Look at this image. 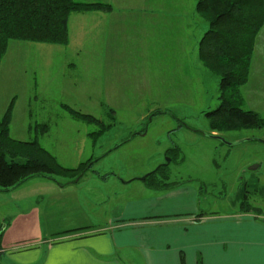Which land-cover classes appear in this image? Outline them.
I'll list each match as a JSON object with an SVG mask.
<instances>
[{"label":"rangeland","instance_id":"rangeland-1","mask_svg":"<svg viewBox=\"0 0 264 264\" xmlns=\"http://www.w3.org/2000/svg\"><path fill=\"white\" fill-rule=\"evenodd\" d=\"M96 27L104 30L98 23L88 31L98 32ZM205 29L195 27L193 81L183 73L181 59L167 55L156 62L133 49L130 59L109 61L92 33L82 47L76 37L69 46L9 43L0 67V121L13 103V139L38 142L66 169L91 168L74 179L58 178L67 183L63 187L36 178L0 192L2 247L112 229L129 199L156 193L146 180L160 167L169 178L162 179L165 187L190 186L198 193L196 219L243 213L264 224V128L211 132L207 114L221 105L220 82L199 61ZM260 34L240 108L264 120V28ZM111 63L129 68L111 73L115 82L109 86ZM68 109L94 120L75 119ZM205 134H218L233 146ZM126 264L138 261L132 254Z\"/></svg>","mask_w":264,"mask_h":264},{"label":"crops","instance_id":"crops-1","mask_svg":"<svg viewBox=\"0 0 264 264\" xmlns=\"http://www.w3.org/2000/svg\"><path fill=\"white\" fill-rule=\"evenodd\" d=\"M76 1L110 5L111 10L73 14L67 46L76 37L82 47L92 33L88 28L100 23L104 30L96 27L98 32L91 36H95L93 41L98 38L99 50L106 53L107 60L130 59L127 54L133 49L142 52L141 58L156 62L167 55L178 62L181 59L183 73L186 77L190 74L193 81L194 67L189 61L195 60V27L207 26L198 49L208 31L196 12V0ZM101 36L105 37L103 42ZM176 50L182 51V57L178 52L174 55ZM128 66L109 64L106 85L111 86L115 82L112 75L122 74ZM159 68L157 74L161 75ZM197 197L194 189L184 185L133 197L118 217L120 224L112 229L44 238L25 245L0 244V264H126L132 254L138 264H264V224L243 213L228 219H196ZM6 228L2 227V233Z\"/></svg>","mask_w":264,"mask_h":264},{"label":"trees","instance_id":"trees-1","mask_svg":"<svg viewBox=\"0 0 264 264\" xmlns=\"http://www.w3.org/2000/svg\"><path fill=\"white\" fill-rule=\"evenodd\" d=\"M110 10V5L76 0H0V67L11 41L66 46L72 14ZM196 12L208 24V31L199 43V61L220 82L221 105L207 114L211 132L264 128L259 114L240 108L244 103L243 88L250 79L256 40L264 28V0H196ZM13 106L10 104L0 121V192L13 191L36 178L63 187L67 183H59L58 178L70 180L90 170L91 167L83 168L84 165L75 170L66 169L38 142L13 139L10 133ZM68 111L75 119L94 120ZM41 128L44 134L49 132L48 126ZM162 179L169 178L160 167L146 182L156 191L176 187H165Z\"/></svg>","mask_w":264,"mask_h":264},{"label":"water","instance_id":"water-1","mask_svg":"<svg viewBox=\"0 0 264 264\" xmlns=\"http://www.w3.org/2000/svg\"><path fill=\"white\" fill-rule=\"evenodd\" d=\"M205 136L206 137H209L210 139H214V140H218V141H221L222 143H226V145H228V146H233L232 144H229V143H227L224 139H222L219 135H216V134H211V135H206L205 134ZM261 143H264V141H260ZM146 180V178L145 179H143V181H145Z\"/></svg>","mask_w":264,"mask_h":264},{"label":"built area","instance_id":"built-area-1","mask_svg":"<svg viewBox=\"0 0 264 264\" xmlns=\"http://www.w3.org/2000/svg\"><path fill=\"white\" fill-rule=\"evenodd\" d=\"M0 231H1V225H0Z\"/></svg>","mask_w":264,"mask_h":264},{"label":"flooded vegetation","instance_id":"flooded-vegetation-1","mask_svg":"<svg viewBox=\"0 0 264 264\" xmlns=\"http://www.w3.org/2000/svg\"><path fill=\"white\" fill-rule=\"evenodd\" d=\"M216 135H218V134H216Z\"/></svg>","mask_w":264,"mask_h":264}]
</instances>
